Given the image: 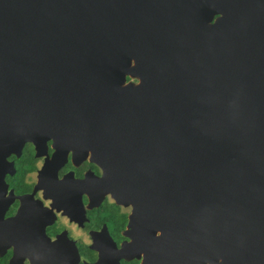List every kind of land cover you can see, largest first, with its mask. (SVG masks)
<instances>
[{
  "label": "water",
  "instance_id": "water-1",
  "mask_svg": "<svg viewBox=\"0 0 264 264\" xmlns=\"http://www.w3.org/2000/svg\"><path fill=\"white\" fill-rule=\"evenodd\" d=\"M0 65L4 165L88 128L171 179L213 264H264V0H0Z\"/></svg>",
  "mask_w": 264,
  "mask_h": 264
},
{
  "label": "flooded vegetation",
  "instance_id": "flooded-vegetation-1",
  "mask_svg": "<svg viewBox=\"0 0 264 264\" xmlns=\"http://www.w3.org/2000/svg\"><path fill=\"white\" fill-rule=\"evenodd\" d=\"M4 78L0 65V151ZM92 132L57 148L52 131L41 154L25 141L7 156L13 165L2 156L0 264H213L207 243L203 250L193 241L191 217H180L171 179L154 177L148 165H102Z\"/></svg>",
  "mask_w": 264,
  "mask_h": 264
}]
</instances>
